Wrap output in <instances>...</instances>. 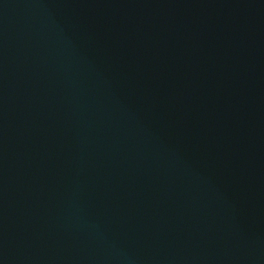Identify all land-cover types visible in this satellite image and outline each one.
<instances>
[{"label": "water", "instance_id": "water-1", "mask_svg": "<svg viewBox=\"0 0 264 264\" xmlns=\"http://www.w3.org/2000/svg\"><path fill=\"white\" fill-rule=\"evenodd\" d=\"M0 264H264V0H0Z\"/></svg>", "mask_w": 264, "mask_h": 264}]
</instances>
